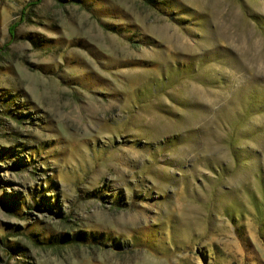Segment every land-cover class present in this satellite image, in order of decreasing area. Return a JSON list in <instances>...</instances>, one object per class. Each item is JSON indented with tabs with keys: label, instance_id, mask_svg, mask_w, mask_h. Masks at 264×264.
<instances>
[{
	"label": "rangeland",
	"instance_id": "1",
	"mask_svg": "<svg viewBox=\"0 0 264 264\" xmlns=\"http://www.w3.org/2000/svg\"><path fill=\"white\" fill-rule=\"evenodd\" d=\"M0 264H264V0H0Z\"/></svg>",
	"mask_w": 264,
	"mask_h": 264
}]
</instances>
